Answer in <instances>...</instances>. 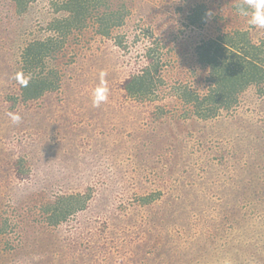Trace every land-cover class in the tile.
Instances as JSON below:
<instances>
[{"label": "rangeland", "instance_id": "rangeland-1", "mask_svg": "<svg viewBox=\"0 0 264 264\" xmlns=\"http://www.w3.org/2000/svg\"><path fill=\"white\" fill-rule=\"evenodd\" d=\"M61 1L19 14L0 0V223L14 227L0 264H264V84L208 120L184 115L173 87L208 92L204 40L240 30L264 40L238 14L243 0H130L111 37L92 27L70 35L47 58L59 89L26 103L24 50L55 37L51 24L70 15ZM199 8L206 23L193 27ZM152 49L167 85L140 102L124 85L150 66ZM76 195L89 197L85 209L49 227L46 205Z\"/></svg>", "mask_w": 264, "mask_h": 264}, {"label": "trees", "instance_id": "trees-1", "mask_svg": "<svg viewBox=\"0 0 264 264\" xmlns=\"http://www.w3.org/2000/svg\"><path fill=\"white\" fill-rule=\"evenodd\" d=\"M12 1L19 14L27 12L31 4L38 2V0ZM129 1L118 0L116 6L111 0L59 2L62 4L61 9L70 15L51 24L55 37L35 40L24 50L25 70L31 72L32 78L21 86L22 100L26 103L39 100L47 93L57 91L61 81L59 65L50 63L47 58L57 55L58 51H61V45L68 41L70 35L81 33L91 27L95 34L104 38L111 37L117 28L125 24L131 13ZM205 23L204 10L199 8L190 15L189 25L202 27ZM201 43L197 50L199 64L202 69L208 70L206 82L209 89L204 94L196 90L191 83H174L177 98L186 109L188 108L184 115L203 120L216 118L223 111L235 109L242 94L250 87L263 90L264 40L256 43L249 31L240 30L236 34H225L219 39L204 40ZM156 53L157 51L152 49L148 54L150 66L138 74H133L124 85L127 95L134 100L140 102L156 100L155 92L167 85L159 76L162 64L160 58H156ZM19 171L23 172L21 168ZM88 198L85 195L59 196L50 201L45 208L48 226L58 227L67 222L78 210L85 209ZM156 200L155 196L142 198L141 204L148 205ZM13 232L12 222L4 219L0 223V241H9ZM7 243L6 246L11 247L10 242Z\"/></svg>", "mask_w": 264, "mask_h": 264}, {"label": "clouds", "instance_id": "clouds-1", "mask_svg": "<svg viewBox=\"0 0 264 264\" xmlns=\"http://www.w3.org/2000/svg\"><path fill=\"white\" fill-rule=\"evenodd\" d=\"M237 12L240 16L244 17L248 24L256 29H264V0H243V3L237 6ZM23 83H27L23 81ZM107 100V90L105 88L98 89L93 103L99 105ZM12 122L18 123L20 116L10 114Z\"/></svg>", "mask_w": 264, "mask_h": 264}]
</instances>
